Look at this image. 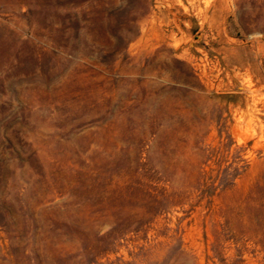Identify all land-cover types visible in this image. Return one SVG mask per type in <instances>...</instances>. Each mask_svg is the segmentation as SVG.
I'll return each mask as SVG.
<instances>
[{"label": "rangeland", "instance_id": "rangeland-1", "mask_svg": "<svg viewBox=\"0 0 264 264\" xmlns=\"http://www.w3.org/2000/svg\"><path fill=\"white\" fill-rule=\"evenodd\" d=\"M0 264H264V0H0Z\"/></svg>", "mask_w": 264, "mask_h": 264}]
</instances>
